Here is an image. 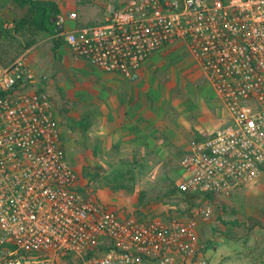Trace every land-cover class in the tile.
Returning a JSON list of instances; mask_svg holds the SVG:
<instances>
[{
	"label": "built area",
	"instance_id": "built-area-1",
	"mask_svg": "<svg viewBox=\"0 0 264 264\" xmlns=\"http://www.w3.org/2000/svg\"><path fill=\"white\" fill-rule=\"evenodd\" d=\"M77 17L60 12L54 36L128 79L183 41L231 123L181 159L180 190L204 200L192 216H122L80 191L29 52L0 62V264H215L198 215H211L210 196L228 198L264 173V0H128L101 23L67 28Z\"/></svg>",
	"mask_w": 264,
	"mask_h": 264
},
{
	"label": "crops",
	"instance_id": "crops-1",
	"mask_svg": "<svg viewBox=\"0 0 264 264\" xmlns=\"http://www.w3.org/2000/svg\"><path fill=\"white\" fill-rule=\"evenodd\" d=\"M101 12L103 22L109 10ZM68 27L79 25L68 22ZM38 45L26 50L30 53L28 62L34 51L41 52ZM62 47L71 54L69 61H64L59 54ZM57 51L59 59L67 64L61 72V88L53 92L42 83L37 85L50 95L66 155L84 142V139L80 143L74 139L70 127L61 126L62 120L70 114L76 117V136L88 137L91 157L98 161L96 166L137 169L139 189H150L158 182L159 188L169 191L168 177L183 174L181 159L193 151L195 144L209 140L219 128L231 123L224 101L183 41L173 42L150 56L130 79L97 69L74 55L65 43ZM49 53L53 55L52 51ZM177 58L181 61L179 71L172 65ZM191 80L205 84L206 97L194 98ZM211 116L218 120L212 126L209 125ZM124 160H128V165L122 164ZM76 171L80 177V171ZM104 172L109 173V170L104 169ZM259 178L264 180V173ZM80 180L79 189L84 193ZM103 201L106 202V198ZM165 205L173 207L169 202ZM106 206L118 212L116 207ZM160 211L155 209L154 212L160 214ZM235 259L240 264H264V251L237 254Z\"/></svg>",
	"mask_w": 264,
	"mask_h": 264
},
{
	"label": "rangeland",
	"instance_id": "rangeland-1",
	"mask_svg": "<svg viewBox=\"0 0 264 264\" xmlns=\"http://www.w3.org/2000/svg\"><path fill=\"white\" fill-rule=\"evenodd\" d=\"M54 1L59 2L63 12L70 9L77 12V21L71 19L67 21V28H69L68 22L72 25L78 23L79 27L101 23V11L105 12L112 6L120 8L128 0ZM19 13L10 0H0V18L6 22L5 25L12 26ZM38 43L42 50L41 52L34 51L29 58V62L35 71L37 80L43 86L45 85L49 91L56 92L61 88V72L67 67L66 62L59 59L58 51L63 56L64 61H69L71 54H68L64 47L58 51L54 49L55 42L51 36H42L36 44ZM14 44L17 46L16 42ZM28 49L20 50L18 55ZM17 51L18 48L14 50L13 54H17ZM49 51H52L53 55ZM29 55L30 53H28ZM180 63L181 61L177 58L172 62V65L179 71L181 65H178ZM189 78L192 79L191 76ZM191 87V94L194 95V98L207 96L208 89L201 80H191ZM213 116L216 118L214 114ZM214 118L212 116L209 118L210 126L218 123V120H214ZM61 126L70 127L75 135L74 139L78 140V143L82 139H84L83 143H86V145L83 143L77 145L78 147L76 146L74 150L67 153L70 164L80 171V181L83 184L84 193L91 195L100 203L116 207L122 216L133 213L145 217H188L190 216V209L193 215L197 207L204 204V200H199V195L194 194L195 206L192 207L189 203L180 202V198L190 194L180 190L183 174L168 177L171 181L169 191L159 188L158 182L152 184V188L143 190L139 189L140 176L136 173L137 169L133 167L120 169L119 166L116 168L96 166L98 161L91 157V143L88 137L76 136V128H78L76 117L70 114L65 116ZM128 163V160L122 162V164L127 165ZM104 169H108L109 173L104 172ZM105 198L106 202L103 201ZM168 202L173 207L163 206L164 203ZM157 205L159 206L157 207ZM209 205L212 213L208 218L198 215V241L204 247V253L211 258L212 262L215 264H240L235 259L237 254L243 256L250 255L258 250L264 251L263 179L258 178L253 183L241 187L228 198H211ZM157 208L161 210L160 214H155L154 211L155 209L158 210Z\"/></svg>",
	"mask_w": 264,
	"mask_h": 264
},
{
	"label": "trees",
	"instance_id": "trees-1",
	"mask_svg": "<svg viewBox=\"0 0 264 264\" xmlns=\"http://www.w3.org/2000/svg\"><path fill=\"white\" fill-rule=\"evenodd\" d=\"M20 12L13 25L7 27L0 18V62L9 64L18 52L36 44L42 36H51L55 42L54 49L64 44V40L56 38V21L54 18L62 11L54 0H10ZM17 43V46L14 43ZM18 48L17 54H13ZM215 198L214 196H210ZM180 202L195 206L193 194L183 196ZM178 203V202H177ZM189 215L192 216L191 209Z\"/></svg>",
	"mask_w": 264,
	"mask_h": 264
},
{
	"label": "water",
	"instance_id": "water-1",
	"mask_svg": "<svg viewBox=\"0 0 264 264\" xmlns=\"http://www.w3.org/2000/svg\"><path fill=\"white\" fill-rule=\"evenodd\" d=\"M54 20H55V18H54Z\"/></svg>",
	"mask_w": 264,
	"mask_h": 264
}]
</instances>
